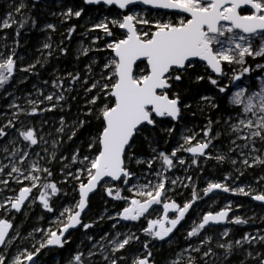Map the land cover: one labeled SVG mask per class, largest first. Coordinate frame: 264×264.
I'll return each mask as SVG.
<instances>
[{
  "label": "snow or ice",
  "instance_id": "6c2138e0",
  "mask_svg": "<svg viewBox=\"0 0 264 264\" xmlns=\"http://www.w3.org/2000/svg\"><path fill=\"white\" fill-rule=\"evenodd\" d=\"M83 4L117 6L121 10L128 9V11L126 14H117L122 18H113L110 21L105 16L100 22L94 23L90 29H100L106 37L111 38L105 41V48L110 50L111 55L100 67L97 78L93 79L89 76L83 80L84 91L88 94L85 118H77L68 137L71 140L80 128L90 122L87 117H94L98 122L99 131L86 145L89 149L88 154H84L81 158V150L77 149L71 156V161L79 162L82 167L78 168L75 173L71 171L66 173L67 177L77 181L79 199L74 207H64L59 215L55 216V228L51 226L47 230L35 228L28 233V237L34 240H36L34 233H43V236L36 240L38 247L33 244L34 250L30 251L24 248L23 251H19L15 255L8 253L7 249L11 248L18 238H21V234L17 230L12 235L11 230H14L12 221L0 218V249H4V251H0V264H26V262L27 264H39L38 258L41 250L50 246L63 248L70 242L71 229L79 227L87 233L93 224L85 223L82 214L88 207L89 194L101 186L104 187L109 197L123 200L126 203L122 211L116 213V217H109L110 219L118 217L117 222L119 220L138 221L141 217L147 219L145 214L151 215L150 209L155 211L153 205L162 204L163 215L157 219H147V226L143 227L142 231L153 240L164 241L174 230H178V226L185 220L186 214L189 213L195 202L203 198L193 187L191 199L185 201L182 206L174 200L169 202L166 199L167 192L170 190L166 187L169 182L166 173L176 166V162L180 165L186 163L183 157L177 156L180 151L192 154V164H197L200 157H205L215 159L217 162L231 159L234 166L241 163L246 168L257 164L264 165V156L252 155L264 150V80H261L259 90L250 91L247 87L237 86L238 90L227 97L230 107L240 109L236 113L235 122L231 115L225 121L229 129L228 135L234 137L230 139V144L233 147L229 148V152L239 149V157L243 159L230 158L226 154H217L213 157L211 152H206L210 147H215L213 140L222 135L220 132L213 135L212 125L220 121L212 120H209L205 128L201 130L203 138L193 144L198 133L183 135L181 137L183 143L172 149L170 154L153 148L155 155L145 161L137 157L133 150L138 136L143 135L146 140L152 142L154 138L150 137L149 133H154L165 119L179 121L182 117V109L191 107L190 104L184 102L181 90L186 78L196 83L205 80L204 75L190 72V69H195L197 61L203 62L206 72L211 69L207 79L216 86L218 92L227 94L228 85L221 84L219 80L220 77L227 75L223 66L225 62L227 65L241 66V71L236 72L234 69L232 71L229 84H234L245 73L252 70L251 66H245L247 57H252L254 60L258 57L264 58V0H83ZM136 5L164 11L149 14L146 9L144 13H141L134 10ZM36 6L38 5H33V7ZM25 7L27 5L21 0V3L15 6V12L22 13ZM84 12V7L78 9L67 7V10L62 11L60 15L64 20H68L73 16L80 18ZM15 22L12 13L9 12L8 18L3 21L0 27L9 28L11 23ZM25 23H27V19L20 22V27H23ZM32 23L35 26L34 20ZM138 25L143 27H138ZM113 27L122 31L117 34L113 31ZM45 28L55 31L56 25L48 23ZM75 30V25L68 29L69 38ZM16 34L19 36V29ZM99 39L100 37L97 36L93 43ZM15 43L18 45L19 41L17 40ZM5 46L7 45L5 44ZM43 48L51 49V44L44 43ZM60 51L67 54L68 50L62 48ZM89 51V48L82 49L85 55ZM48 55L51 56L52 52L49 51ZM15 56V50L7 56L0 53V89H4L5 85L14 78L17 68ZM36 63H41V61L37 60ZM256 67L264 70L262 64L257 63ZM35 68L36 64H28L21 71L34 72ZM88 69L90 73L94 71L91 64ZM67 75L71 78L72 85L81 81L80 73L69 72ZM44 83L47 84L48 81ZM51 83L59 91L43 96L42 100L27 99L26 103L31 106L30 111L22 108L14 99L9 104L10 108L16 109L12 113L13 118L18 120L22 113L35 115L39 111L56 109L60 102L65 100L64 92L68 89H65V80L60 77ZM39 95H43L42 90ZM200 100L208 107H220L215 97L202 95ZM44 101L50 102V105L40 109L39 105ZM60 123L61 127L58 131L63 133L65 130L64 117L60 118ZM15 127L13 120H9L7 124L0 127V139L8 137L7 130ZM162 130L171 134L175 128L169 126ZM16 132L18 136L8 140L2 149L7 154L6 158L9 159V163L7 165L0 164V174L5 173L9 168L10 170L6 172L8 178L0 179V184L8 188L10 182L15 181L22 186L17 194L7 196L3 201H0V209L9 214L13 211L21 212L33 190L38 189L39 195L32 199L31 203H35L38 199L44 210L54 213L56 208L52 203V198L61 192V188L56 182L48 179L53 176L50 168L41 166L38 160L29 159L30 150L33 146L38 145L43 138L39 137L32 127L16 128ZM238 140L243 143H237ZM36 155L39 156V153ZM55 158V153H53V159ZM62 159L66 158L62 157ZM133 159L137 164L146 163L149 170L153 168L154 161H162L161 170L154 173L155 183L151 180L146 183L140 182L137 173L128 167V163ZM26 162L27 167L24 166ZM236 170L240 171V175L244 174L240 169ZM61 171L63 172L64 169L62 168ZM85 175L86 183L82 179ZM134 177L136 183L132 182ZM187 179L191 181L192 177L188 176ZM224 179L227 181L230 176L226 175ZM42 180L43 183H41ZM260 180H264V177H260L257 183ZM24 181L29 183L24 184ZM65 182H68L67 179ZM114 182L128 186L126 190L132 193L131 198L123 196L121 194L123 189L115 187ZM170 182L175 186L179 182V178L172 179ZM183 186L189 187V185ZM214 190L251 196L252 200L261 202L264 206V191H257L250 185L246 190L244 186L232 187L226 182L209 181L207 186L202 189L203 196L214 194ZM241 206L240 204L236 205V207ZM170 210L175 212L172 217L169 216ZM231 211L232 202L229 201L219 211H207L198 223L194 222L191 230L187 232L186 239L202 238L195 247L189 244L188 248L184 249V251L191 250L187 264H201V262L208 264L206 258L216 255L212 247L213 237L204 234L206 228L223 223L235 225L249 223V219H244L240 215L230 217ZM115 227L116 224H113V228ZM229 233L230 229L224 228L220 236L227 238ZM120 236L121 233L117 232L116 237L108 241L107 245L100 242L93 244L94 248L99 245V255L105 264H122V262L127 264V257L123 254V250L133 240H140V237L135 233H125L123 239ZM28 237L23 238L27 239ZM106 238V235L102 236L101 241ZM91 239L92 237L89 236V240ZM255 244H264V234L259 231L255 236L245 233L239 239H228L225 242L216 241V246L224 250L225 260L232 256L236 249H241L246 252L245 260L241 261V264H246L248 259L255 261V264H264V250L255 249L253 247ZM245 245H248L249 248L245 249ZM143 248L146 255H134L131 264H154L150 259L152 251L149 249L148 240L143 241ZM191 252L202 253V255L197 260V257L191 255ZM97 254V252L89 250L88 259ZM68 264H86L84 253L77 251L69 259ZM172 264H180V261H173Z\"/></svg>",
  "mask_w": 264,
  "mask_h": 264
},
{
  "label": "rangeland",
  "instance_id": "374dc122",
  "mask_svg": "<svg viewBox=\"0 0 264 264\" xmlns=\"http://www.w3.org/2000/svg\"><path fill=\"white\" fill-rule=\"evenodd\" d=\"M21 1V0H20ZM35 2H40L42 10V24L39 29V31L42 34V37L40 38L39 42L37 43L36 47L31 48L27 45V41H25V45L21 42L17 45L12 40L8 39L7 34L5 31L8 28L0 27V53L4 54V56L11 55L13 50H15L16 56L14 59L17 60V68L14 73V78L10 80V82L5 85L4 89H0V127L7 124L9 120H13L14 124L16 125L15 128H9L7 131L9 132V136L3 139H0V164L7 165L9 163V159L6 158L7 154L3 152V146L7 144L8 140H10L12 137L18 136V133L16 132V128H27L32 127L35 129L39 137H42L43 139L39 141L38 145L33 146V148L30 150L31 155L29 157L30 160H38L41 166L46 167L53 164V167H55L56 174L58 175V179L62 178V181H65L66 179H72L71 177H67L66 173L71 171L73 173L76 172V170L82 165L78 162V164L73 163L71 160L62 159L59 157L61 151L59 148L60 143V137L65 136V141H68V137L71 134L72 127L74 122H71L65 120L64 124V132L61 133L58 131V129L61 127L60 118L55 117V115H49L48 112L50 111H39L36 116L31 115H25L20 114L19 119L15 120L13 118L12 113L16 111V109L10 108L9 104L15 99L16 103H18L22 108L29 109L30 111V105L26 103L27 99H37L42 100L43 96L48 95L49 93H55L59 90L54 88L52 86V81L56 79L57 77H60L65 80V89H68L64 93L70 94L71 92H74L75 98H73V101L80 97L81 99H86V96L88 95L84 91V84L83 80L87 79L89 76H91L93 79L97 78L99 75L101 64L97 65V53L107 50L105 48V41L106 36L104 32L100 29L90 30L92 28V25L94 23H98L101 20L104 19L105 16L108 17V20L110 21L113 18H122V16L114 15L111 12H106L105 9L99 11V10H93L89 13L82 14L80 18L72 17L68 20H64V18L60 15L62 11H66L67 7H73V6H65L63 4L62 0H35ZM19 4L13 5V2L11 0H0V26H2L3 21L8 18V13L11 12L12 15L15 13V6H18ZM77 8V7H73ZM105 8V7H104ZM78 9V8H77ZM135 11L144 13L146 9L134 8ZM128 9L122 11L127 13ZM149 14L155 13V11L147 10ZM53 13H56V15H53ZM48 23H52L56 25V30L53 31L51 29H46L45 25ZM75 25L76 30L72 33L71 38L68 37V29ZM110 27H112L110 25ZM138 27H143L139 26ZM117 29L119 30V33L121 32L120 29L113 27V31ZM117 33V31H115ZM118 33V34H119ZM55 34V36H54ZM99 36L100 39L97 40L95 43H93V40ZM56 37V38H55ZM117 38H119V35H117ZM73 39V40H70ZM110 40V39H108ZM22 41V40H21ZM65 42V48L69 49V52L71 51V58L77 61L78 58L85 56L83 54L82 49L83 48H89L90 51L86 55H90V60L93 64V72H87L85 68H83V78L81 81H78L75 83V85L71 84V78L68 77V68L63 67L60 68L58 66V63L56 60L59 57L60 49H62V43ZM49 43L51 44V49H44L43 44ZM5 44L7 46H5ZM64 48V47H63ZM99 49V50H98ZM51 51L52 55L49 56L48 52ZM107 57L105 59V62L107 61ZM37 60H40L41 63H36ZM247 64L245 66H251V72L245 73L244 76L241 77L239 81H235L234 84H230L229 88V94L231 95L232 92H235L238 90V87H247L250 89V91L259 90V85L261 83V80H264V70H261L260 68H257V63L264 65V58H256L255 60L252 57H247ZM95 61V63H94ZM104 62V63H105ZM28 64H36V68L34 72H23L21 71L22 68L27 67ZM77 64V63H75ZM225 67L230 69L227 72V75H224L220 77L219 79H223L225 83L229 84V79L232 75L233 69L236 72L241 71V66L237 64L233 65H227V63H224ZM223 65V66H224ZM45 66V74L43 75V78H41L39 74V70L42 69ZM32 74H35V79L37 82L35 83L34 87L28 88V86H25L27 82L29 81ZM45 81H48V83H44ZM40 90L43 91V95H39ZM61 103V102H60ZM191 105L190 108H186L187 110L190 109V117L194 114V112H199L205 108L207 105L204 104L200 99L199 101L192 103V102H186ZM50 105V102L44 101L43 104H40V109H43ZM86 105V102L83 104ZM88 106V105H87ZM60 105L54 110H58ZM208 107V106H207ZM186 109H182L183 113L186 111ZM226 110L227 115L222 116L220 119H217L216 121H220L219 123H214L212 125L214 132L213 135H215L216 132L222 133L218 138L213 140V144L215 147H210L206 150V152H211L212 156L214 157L217 154H226L230 158L235 159H243L242 157H239V149H237L235 152H229V148L233 147L230 144V139L234 137H230L228 135V125L225 123V121L228 120V117L231 115L233 117V122H235L236 113L240 111L239 108H232L228 104V100L226 103ZM53 111V110H52ZM184 115V114H183ZM180 123V128L177 134V137L175 139V142L173 143L172 149L178 147L179 144L183 143V140L181 137L186 134L191 133H198L197 139L193 141V144L197 142V140H200L203 138V132L201 131L203 126H195V125H184L181 124V120L178 121ZM190 130V131H189ZM56 143H53V142ZM237 143H243V141L238 140ZM19 146V145H18ZM260 146L259 144L257 145ZM59 148V149H57ZM156 149V148H155ZM171 149V151H172ZM47 150V151H45ZM157 150V149H156ZM36 153H39V156L36 155ZM53 153H55V159H53ZM150 154L147 157H140L143 160H148L152 158L155 153L152 151L149 152ZM252 155H261L264 156V150H262L259 153H253ZM177 156H181L185 159L186 163L184 165H180L178 162H176V166L172 168L169 172L166 173V175L169 177V182L167 183L166 187L170 189L167 192L166 199L176 201L178 204L182 206V204L191 199V192L192 188L195 187L196 190L199 192L200 196L203 197L202 199H199L195 202L193 207L189 210V213L186 214L185 220L181 222V225L178 226V230H174L172 234H170L169 237L165 238L164 241L160 240H153L151 242V246L149 249H152V253H157L159 251H163V255L158 257V264H172L173 261L179 260L180 264H187V260L189 257V251H184V249L188 248L189 244H192L193 247H195L199 240L202 237H193L191 239H186L187 232L191 230V227L193 226L194 222L198 223L200 219L202 218V215L207 211H219L221 208H223L225 205L228 204L229 201L232 202V211L231 216L234 215H240L244 219H249V223L243 224V225H235L232 223H227L225 227L220 228H206L205 233L206 235H211L213 237L212 241V247L214 250V253L216 255L210 256L206 258L208 260V264H241V261L245 260L246 252L241 249H236L234 251V254L225 260L223 256V249H220L216 246V241L221 240V242H225L228 239H239L238 236V228L240 226H246L249 225L247 228L242 230L243 235L245 233H249L253 236L257 235L258 231L261 234H264V208H250L249 210H241V207H236L237 204H239L237 196H244L241 194H232V193H224L221 190H214V194L210 193L209 196L204 197L202 189L205 188L209 181L213 182H226L232 187H238V186H244L247 190V186H252L257 191H264V180H260L259 183L257 181L260 177L255 179L247 180V182H242L241 177L244 175H240V171H237L236 169H240L241 171L245 172L250 168H246L243 164L238 163L237 165H233L231 163V159H227L224 162H217L215 159H207L205 157H200L198 161V165L200 167H208L207 170L209 171V175H205L201 178L199 176L202 174V171H195V169L192 168V156L188 154V152L180 151L177 153ZM65 158V157H63ZM251 162V161H250ZM161 163L162 161H154L153 168L151 170L148 169V166L146 163L137 164L135 162V159H133L130 163H128V167L137 173V176L140 177L141 183H146L148 180L153 181V183L156 182V176L155 172L161 170ZM226 163L228 167H231L233 170L229 174H224L221 177L215 176V169L217 168V164ZM67 165V167H64ZM27 167V162L24 165ZM260 166V164L254 165ZM64 169L62 172L61 169ZM252 168V167H251ZM10 170L7 169L6 172ZM3 173L0 174V179H7V174ZM46 175V174H45ZM229 175L230 179L225 181V176ZM188 176L192 177V180L189 181L187 179ZM86 177V175L84 176ZM264 177V176H263ZM179 178V182L173 186L171 184L172 179ZM44 181L42 180L41 183ZM133 183H136V178H133ZM28 181H24V184H28ZM261 184V186H259ZM183 185H189V187H184ZM22 185L17 184L15 181H11L8 188H5L3 184H0V201H3L5 197L7 196H13L17 194L19 188ZM115 187L122 188V195L128 196L131 198L132 193L128 192L126 189L128 186L123 185L122 183L118 182L115 184ZM103 191L104 187H102ZM39 191L38 189H34L32 193V197L30 201L27 203L25 210L21 213L20 218L16 223H13V219L15 218L14 215L8 216L9 213H6L3 209H0V216L2 218H7L12 221L14 225V230L11 231V234L14 235L15 231H19L21 234V238H18L14 244L11 246V248L7 249L8 253H11V255L17 254L19 251H23L24 248H27L28 250H34L33 244H36L38 247L39 245L36 243V240L40 239L43 236V233L37 232L34 233L36 240L32 239L31 237H28V233L32 232L35 228H41L47 230L50 226L52 228L56 227L55 224V216H58L60 211L63 210L64 207L75 206L76 201L72 199V201L69 204H66L64 206H61L59 209H57L54 213H49L47 215H44L40 211V206L36 207V204L39 203L38 199H36L35 203H31L32 199L38 197ZM249 197V196H247ZM251 197V196H250ZM121 202L117 201H110L105 204L104 209L99 217H96L92 214H89L86 212L83 216V221L85 223H92L93 225L95 223H98L101 220V217H103L104 222H107L109 225V228L105 230V232H101L100 230L96 231L94 236L91 240H89V236L87 234H83L81 236V240L79 242V249L78 251H81L85 255L86 264H105L103 261V258L99 255V245L97 247H93V244H97V242H100L102 244L107 245L108 241L112 240L116 237L117 232L121 233L120 238L123 239V234L125 233H135L138 235H143L146 237V239L151 240L150 237H147L143 231L142 228L147 226V219H157L163 215V205H153V208L149 210L151 215L148 213L145 214L147 219L145 217H141L138 221H123L119 220L118 217L116 219H110L109 217H116V213L119 211H122V208L126 206L125 201L120 200ZM119 206L121 208H119ZM36 207V208H35ZM239 210H241L239 212ZM175 212L174 210L169 211V216H174ZM189 215V216H188ZM43 217V219H41ZM251 218V219H250ZM113 224H116V227L113 228ZM224 228L230 229L229 237L227 238H221L220 233L223 231ZM76 229H80L79 227L71 229L70 232L73 234V231ZM209 229V230H208ZM211 230V231H210ZM106 235V239L104 241H101V237ZM242 235V236H243ZM23 237H28L27 239H24ZM180 239V240H179ZM110 247V245H108ZM264 244H255L253 247L255 249H260L258 247H263ZM54 247L58 246H50L49 249H52ZM245 249H248L249 246L245 245ZM47 249V248H46ZM48 249V250H49ZM92 250L93 252H97L98 254L95 257H92L91 259H88V251ZM0 251H4V249H0ZM46 251L43 256L47 253ZM141 254L146 255L144 251L141 252ZM192 256L197 257V260L200 259V256L202 253H196L191 252ZM154 257H150L151 260H153ZM70 257L65 256L63 259V264H68ZM131 260L133 258H130ZM39 264H41L40 258H38ZM27 264V262H26ZM55 264H61V260L59 257L55 258ZM203 264V262H201ZM246 264H255V261L248 259L246 261Z\"/></svg>",
  "mask_w": 264,
  "mask_h": 264
},
{
  "label": "trees",
  "instance_id": "16d2710c",
  "mask_svg": "<svg viewBox=\"0 0 264 264\" xmlns=\"http://www.w3.org/2000/svg\"><path fill=\"white\" fill-rule=\"evenodd\" d=\"M13 2V5L20 4V0H11ZM63 4L65 6H73V7H84L86 14L87 12L89 13L90 11L93 10H103L105 9L106 12H111L114 15H117L118 13H122V11H118L113 7H103V6H89L85 5L79 0H62ZM23 2L27 5L22 10V13H13V18L16 21L15 23H11V27H9L5 33L7 34L8 39L12 40L13 42L19 41L22 44L25 45V41H27V45L30 46L31 48L36 47L37 43L39 42L40 38L42 37L41 32L39 31L41 24H42V10L43 8L41 7L40 2H35V0H23ZM36 4L38 6L33 7V5ZM125 14V12H123ZM27 19V23L24 24L23 27H20V22L24 21ZM35 21V26H33L32 21ZM17 29H19V36H17ZM117 31V34L119 33V30L115 29L114 32ZM55 36V34H54ZM56 38V37H55ZM39 39V40H38ZM111 39L109 37H106V40ZM22 40V41H21ZM73 40V39H70ZM16 44V43H15ZM65 42L62 43V48H65ZM67 54L62 53L61 51L59 52V57L56 60L58 63V66L60 68L66 67L68 68V72H71L73 74L75 73H80L81 75V80L84 76L83 74V68L86 69L87 72H89L88 66L92 64V61L90 60V55H85L77 59L75 61L74 59L71 58V51L69 52V49H67ZM111 55L110 50H103L99 53H97V60L98 65H102L105 62L106 57L109 58ZM77 63V64H75ZM225 71L228 72L230 69L225 67ZM45 66L39 70V74L41 78H43V75L45 74ZM190 72L198 73L200 75H204L206 78L205 80L196 83L193 80L190 79H185L184 85L181 90V94L183 96L184 102H192L195 103L199 101L200 97L202 95H209L212 97H215V100L217 103H219L220 107L219 108H211V107H205L203 108L200 113L199 112H194L192 117H190L191 110L186 109V111H182V117H181V124L184 125H195V126H203L204 124L207 125L209 120L216 121L217 119H220L222 116L227 115V110H226V103H227V97L229 94V91L227 94H221L218 92V89L216 86L212 85L210 81L207 79V75L210 73L208 70L207 72L205 71V67L203 65H200L197 63L195 69H190ZM35 74H32L29 81L25 86H28V88L34 87L35 83L37 80L35 79ZM214 76V75H213ZM220 83L223 85H228L230 88V84L225 83L223 79H219ZM65 95V100L61 101L60 103V109L58 110H53L48 112L49 115H55L57 118L64 117V119L67 121L75 122L77 118L84 119V112L86 110L87 105H83L86 102V99H81L80 97H77L74 101L73 98H75V93L71 92L70 94L64 93ZM184 114V115H183ZM31 116H36L31 115ZM87 119L90 121L88 124L84 125L83 128H80L77 131V134L75 137H73L71 140L65 141L66 137L63 135L60 137V143H59V148H60V155L59 157H65L67 160H71V156L75 154L77 149L81 150V158L84 154H88L89 149L87 148V143L90 142L91 138L94 137L97 132L99 131V125L98 122L95 120L94 117H87ZM214 124V123H213ZM169 126H174L175 131L172 132L171 134H168L164 132L162 129L169 127ZM180 128V123L178 121H171L169 119H165L162 124L157 127L156 131L154 133H149L150 137H153V141L150 142L149 140H146L143 135H140L136 138L135 143H134V148L133 150L136 153V156L140 157H147L152 151V148H156L157 151H165L168 152L169 154L171 153V149L173 146V143L175 142V139L177 137L178 131ZM205 128V127H203ZM57 148V149H59ZM95 151V149H93ZM200 162V161H198ZM75 164H78L76 162ZM217 168L215 169V176L221 177L224 174H229L233 170L231 167H228L226 163L217 164ZM46 167L50 168V166ZM192 168L195 169V171H202V174L199 176V178L209 175L208 174V167H200V165L194 164L192 165ZM53 172V176L49 177L48 179L56 182L58 184V187L61 188V192L56 196L52 198V203L55 205L56 210L59 209L61 206H64L66 204H69L72 199L77 200L79 196V191H78V183L77 181L73 179H67V183L65 181H62V178L58 179V175L56 174L55 167H53V164L51 165L50 168ZM210 176V175H209ZM259 176H264V165L260 166H255L247 171L244 172V175L241 177L242 182H247V180H252L255 178H258ZM84 179L85 183L87 182L86 177H82ZM261 186V184H259ZM122 189V188H121ZM122 194V193H121ZM239 201V204L241 206V210H249L250 208H260L262 206L255 204L252 200L251 197L247 196H237L236 197ZM110 201H117L121 202L120 200H116L113 197H109L105 191H103L102 186L99 187L98 191L89 198V204H88V209L87 212L89 214H92L96 217H99L100 214L102 213L104 206L106 203ZM40 206V211L44 214L47 215L49 212L44 210L42 206L37 203L36 207ZM35 207V208H36ZM119 208H121L119 206ZM264 208V207H263ZM239 210V212L241 211ZM242 212V211H241ZM10 216V214H9ZM20 214L15 215V218L13 219V223H16L18 219L20 218ZM189 216V215H188ZM1 218V216H0ZM250 222V221H249ZM264 222V221H263ZM109 224L107 222H104L103 219H101L98 223H95L93 227L89 230H87V233H85V230L80 228L76 229L73 231V234H71V239L70 242L65 244L63 248L60 247H54L52 249L45 248L41 250V253L39 255L40 262L41 264H55V258L59 257L61 260V264H63V259L65 256L72 257L79 249V242L80 238L83 234H87L88 236L93 237L95 232L100 230L101 232H105ZM249 225L246 226H240L238 228V233L237 237H240L243 235L242 230L247 228ZM209 230V229H208ZM211 231V230H210ZM140 237L139 241L133 240L130 245L126 246V249L123 250V254L127 257V264H131V259L133 258L134 255H140L142 251L145 252L143 248V241L148 240L146 239L145 236L143 235H138ZM180 240V239H179ZM149 241V247L151 246V240ZM260 249L257 250H264L263 247H258ZM49 249V250H48ZM48 251L44 256L43 254ZM152 251V249H151ZM163 255V251H159L157 253H152L153 262L154 264H158V257ZM66 264V263H64ZM123 264V262H122Z\"/></svg>",
  "mask_w": 264,
  "mask_h": 264
},
{
  "label": "water",
  "instance_id": "95a60500",
  "mask_svg": "<svg viewBox=\"0 0 264 264\" xmlns=\"http://www.w3.org/2000/svg\"><path fill=\"white\" fill-rule=\"evenodd\" d=\"M80 2H82L83 3V0H79ZM89 6H96V5H89ZM97 6H103V7H109V6H105V5H97ZM111 7H113V8H115L116 10H118V11H124V10H126V9H124V10H121V9H119L117 6H111ZM130 8H132L133 6H129ZM135 7H138V8H142V9H147V10H150V11H161V12H163L164 10H156V9H148L147 8V6H144V5H136V6H134V8ZM122 31V30H121ZM197 63H199L200 65H203V62H200V61H197ZM204 66V65H203ZM208 71L211 73V69H208ZM212 75H214L215 76V74L214 73H212ZM170 120V119H169ZM190 156H192V154L191 153H188ZM118 182H114V184H117ZM98 189H99V187L96 189V190H94L92 193H90L89 194V198L91 197V196H93L97 191H98ZM30 198H31V195H30ZM30 198H29V200H30ZM28 200V201H29ZM252 200V199H251ZM28 201H26L25 202V205L27 204V202ZM255 204H257V205H260V206H262V203L261 202H258V201H254V200H252ZM25 207V206H24ZM24 207H23V209H24ZM262 207H264V206H262ZM22 209V210H23ZM87 209H88V207L86 208V210H85V212L82 214V218H83V216H84V214L87 212ZM13 213H17V212H14L13 211ZM20 213V212H19ZM229 215H231V212L229 213ZM227 225V223H223V224H220V225H213L211 228H220V227H225Z\"/></svg>",
  "mask_w": 264,
  "mask_h": 264
},
{
  "label": "flooded vegetation",
  "instance_id": "af4514ba",
  "mask_svg": "<svg viewBox=\"0 0 264 264\" xmlns=\"http://www.w3.org/2000/svg\"><path fill=\"white\" fill-rule=\"evenodd\" d=\"M17 193H18V192H17ZM31 197H32V194H31ZM30 199H31V198H30ZM29 201H30V200H29ZM29 201H28V202H29ZM28 202H27V203H28ZM26 205H27V204H26ZM26 205H25L24 209H23L20 213H11L10 216H11V215H14V216H15V215H18V214L21 215V213L25 210ZM8 216H9V214H8ZM10 216H9V217H10ZM1 218H2V217H1ZM11 231H12V230H11Z\"/></svg>",
  "mask_w": 264,
  "mask_h": 264
},
{
  "label": "bare ground",
  "instance_id": "6f19581e",
  "mask_svg": "<svg viewBox=\"0 0 264 264\" xmlns=\"http://www.w3.org/2000/svg\"><path fill=\"white\" fill-rule=\"evenodd\" d=\"M60 107H61V106H60ZM60 107H59V108H60Z\"/></svg>",
  "mask_w": 264,
  "mask_h": 264
}]
</instances>
